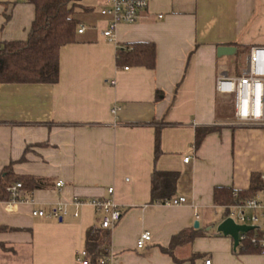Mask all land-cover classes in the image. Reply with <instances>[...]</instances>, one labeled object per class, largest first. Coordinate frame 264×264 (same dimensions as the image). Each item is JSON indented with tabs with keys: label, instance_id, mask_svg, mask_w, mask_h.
<instances>
[{
	"label": "crops",
	"instance_id": "crops-1",
	"mask_svg": "<svg viewBox=\"0 0 264 264\" xmlns=\"http://www.w3.org/2000/svg\"><path fill=\"white\" fill-rule=\"evenodd\" d=\"M108 1L79 2L74 15L85 30L61 48L56 84H0V175L10 166L46 185L25 194L29 202L0 203V264H77L87 232L100 227L90 202L103 198L123 211L108 229L111 264H264V253H244L217 231L224 216L214 199L215 189L247 191L264 173V128L236 125L215 84L242 74L231 58L243 48L264 46V0H149L113 41L103 35ZM35 15L31 0H0V44L26 41ZM139 42L155 45V68L118 69L117 49ZM221 46L237 52L218 57ZM197 128L214 130L198 148ZM155 172L177 174L171 199L187 203L152 202ZM58 205L62 220L32 215ZM146 231L152 240L139 249Z\"/></svg>",
	"mask_w": 264,
	"mask_h": 264
},
{
	"label": "trees",
	"instance_id": "trees-1",
	"mask_svg": "<svg viewBox=\"0 0 264 264\" xmlns=\"http://www.w3.org/2000/svg\"><path fill=\"white\" fill-rule=\"evenodd\" d=\"M81 0H31L35 5L36 15L29 37L26 41L3 42L0 44V84H56L59 80V56L61 48L72 44L79 31V21L74 11L80 6ZM242 49L240 53H246ZM156 65V48L152 43H133L120 46L116 54L118 69L124 66L143 67L153 70ZM213 128L198 129L196 131L195 145L198 148L204 138ZM155 141V157L160 155L159 134ZM178 175L174 173L155 172L153 174L152 202L165 204L171 200ZM20 183L21 194H29L36 189L44 188L42 179L20 177L15 175L9 166L0 175V199L7 200V188ZM263 187L259 178H252V186L247 191H237L238 197H233V189L217 188L214 199L217 205H225L236 200L252 198ZM1 229V228H0ZM255 231H249L246 236L251 238ZM195 232L183 231L176 235L170 247L181 245L195 237ZM110 243L108 229L90 228L85 240V250L88 254L89 264H97L103 257L102 251ZM241 251L247 254L262 253L261 247L254 245L250 240L241 243ZM170 254L171 251H170Z\"/></svg>",
	"mask_w": 264,
	"mask_h": 264
},
{
	"label": "built area",
	"instance_id": "built-area-1",
	"mask_svg": "<svg viewBox=\"0 0 264 264\" xmlns=\"http://www.w3.org/2000/svg\"><path fill=\"white\" fill-rule=\"evenodd\" d=\"M26 2L28 0H17ZM149 9V0H109L107 5L101 9V15L110 19L108 28L103 32V35L114 40L116 27L121 24H136L139 22L143 14ZM161 18V16H159ZM85 28H80L78 33H83ZM124 67V70H128ZM115 84V82H112ZM216 90L221 96L228 97L232 101L234 120L236 125L252 126L264 128V46H253L249 49L246 58V68L242 74L235 77H230L226 74L220 75L216 81ZM118 112L117 108L112 110L113 115ZM189 158L185 159L188 162ZM263 189H261L254 197L236 200L233 203L221 205L223 211V220L232 219L235 224L252 226L255 234L249 238L246 236L248 232L239 233V242L242 243L250 240L252 244L261 247L264 253V173L261 176ZM63 182L57 183V187H61ZM22 185L16 183L7 188L9 198L1 200L0 203L5 205L7 209H11L13 205L29 202L21 194ZM109 195H113V188L108 190ZM233 197H238L236 191L233 192ZM187 203L185 197L174 198L167 201L166 205H184ZM76 206H81L83 203L75 200ZM90 204L101 214L99 226L102 229L113 228L122 218L123 211L114 198H103L91 200ZM67 211L62 205L51 209L49 212L44 210H34V217H50L56 220H62ZM77 217L78 214L76 213ZM152 240L150 231L143 232L138 241L137 248H143ZM102 256L97 264H111L113 255L106 247L102 251ZM77 264H89L88 254L85 249L77 253ZM205 264H211L207 260Z\"/></svg>",
	"mask_w": 264,
	"mask_h": 264
},
{
	"label": "water",
	"instance_id": "water-1",
	"mask_svg": "<svg viewBox=\"0 0 264 264\" xmlns=\"http://www.w3.org/2000/svg\"><path fill=\"white\" fill-rule=\"evenodd\" d=\"M237 49L233 46H221L217 49L218 57L224 56H232L236 54ZM195 228L199 227V223L196 222L194 225ZM254 228L252 226H244V225H237L232 219H224L222 220L218 226L217 231L225 236H230L234 241L235 248L239 245V233L240 232H249L252 231Z\"/></svg>",
	"mask_w": 264,
	"mask_h": 264
},
{
	"label": "rangeland",
	"instance_id": "rangeland-1",
	"mask_svg": "<svg viewBox=\"0 0 264 264\" xmlns=\"http://www.w3.org/2000/svg\"><path fill=\"white\" fill-rule=\"evenodd\" d=\"M235 58H231L234 59L232 62V67L234 66L235 69L239 70V71H243L246 68V58H247V53H240L237 56H234ZM227 108L229 110H232V105L227 104Z\"/></svg>",
	"mask_w": 264,
	"mask_h": 264
}]
</instances>
